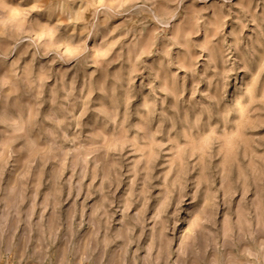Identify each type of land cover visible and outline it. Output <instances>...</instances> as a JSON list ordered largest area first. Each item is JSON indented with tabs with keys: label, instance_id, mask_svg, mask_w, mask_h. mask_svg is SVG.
Listing matches in <instances>:
<instances>
[{
	"label": "rangeland",
	"instance_id": "1",
	"mask_svg": "<svg viewBox=\"0 0 264 264\" xmlns=\"http://www.w3.org/2000/svg\"><path fill=\"white\" fill-rule=\"evenodd\" d=\"M0 264H264V0H0Z\"/></svg>",
	"mask_w": 264,
	"mask_h": 264
}]
</instances>
